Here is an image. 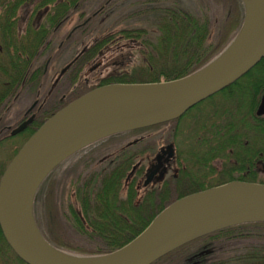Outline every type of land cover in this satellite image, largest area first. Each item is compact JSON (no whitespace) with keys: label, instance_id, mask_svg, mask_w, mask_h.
<instances>
[{"label":"trees","instance_id":"16d2710c","mask_svg":"<svg viewBox=\"0 0 264 264\" xmlns=\"http://www.w3.org/2000/svg\"><path fill=\"white\" fill-rule=\"evenodd\" d=\"M77 1L81 2L72 0V5ZM214 1L221 9L216 19L208 12H194L178 2L139 10V13H151L158 35L150 39L146 28L118 32L125 38L139 40L142 62L115 81L173 80L209 63L239 32L245 13L242 0ZM48 31L27 29L19 38L12 28L2 29L0 113L24 92L32 90L34 94L39 84L44 83L38 75L41 68L36 67L48 45ZM263 93L264 56L236 81L180 117L135 130L171 125L178 133L179 122L187 118L189 124L185 127L191 132L194 144L184 157L185 168L178 169L176 176L167 178L160 187L143 194L137 184L140 172L134 175L131 169L87 172L61 169L68 160L64 159L44 178L35 193L33 215L39 231L59 250L85 256L106 254L132 240L159 212L180 197L232 180L264 183V179H258L259 165L264 169V116L255 113ZM42 121L28 125L16 136L5 132V138L0 137V147L5 142L12 143L9 162L0 161V179ZM66 181H70L77 206L64 197ZM0 263L26 264L6 243L1 230ZM151 264H264V221L205 234Z\"/></svg>","mask_w":264,"mask_h":264},{"label":"water","instance_id":"95a60500","mask_svg":"<svg viewBox=\"0 0 264 264\" xmlns=\"http://www.w3.org/2000/svg\"><path fill=\"white\" fill-rule=\"evenodd\" d=\"M239 32L200 69L167 81L111 83L89 90L48 117L23 143L0 179V230L26 264H151L219 229L264 221V183L232 180L172 201L132 240L106 254L78 255L39 231L33 200L44 178L69 155L106 136L176 119L230 85L264 56V0L248 5ZM264 116V93L256 111ZM30 119L12 129L22 131ZM149 178L145 181V184Z\"/></svg>","mask_w":264,"mask_h":264},{"label":"flooded vegetation","instance_id":"af4514ba","mask_svg":"<svg viewBox=\"0 0 264 264\" xmlns=\"http://www.w3.org/2000/svg\"><path fill=\"white\" fill-rule=\"evenodd\" d=\"M90 1L81 0L72 5V0H0V38L3 28H12L19 38L27 29L49 30L48 45L36 67L37 70L41 68L38 75L44 83L39 84L40 88L34 94L32 90L24 92L15 101L20 107L8 104L2 109L0 137L5 138V132L16 136L28 125L44 122L93 88L121 83L115 79L132 69L121 71L122 65L116 64L114 58L123 49H130L137 43L140 46L139 40L118 34L123 29L117 31L118 35L104 32L114 27L111 21L114 18L115 6H111L114 0H104L96 8L86 6ZM145 8L148 10L150 7ZM145 8L139 7L132 13L138 16L141 13L137 11ZM148 21L150 23L151 18L147 16V25ZM136 28L144 27L129 29ZM107 37L110 38L105 40ZM122 39L123 43L109 49L112 43ZM45 86L49 89L41 96ZM23 98L31 101L26 108L20 105ZM28 119L30 122L22 131L11 134L12 129ZM135 130L112 134L80 148L67 157L61 169L84 172L131 169L134 175L141 173L137 176V184L143 194L146 190L160 187L167 178L175 177L178 169L185 168L186 151L181 147V140H175L181 138L179 133L172 128L169 134L147 132L152 129Z\"/></svg>","mask_w":264,"mask_h":264},{"label":"rangeland","instance_id":"374dc122","mask_svg":"<svg viewBox=\"0 0 264 264\" xmlns=\"http://www.w3.org/2000/svg\"><path fill=\"white\" fill-rule=\"evenodd\" d=\"M104 0H91L86 6L90 7H98L99 5L103 4ZM173 2H178L182 6L188 8L191 11L200 13L202 11L208 12L210 15L212 14L215 16V19L217 16L220 15L221 9L218 8V4L214 0H117L113 1L111 3V6H115V11L113 14V19L111 20L114 23V27L111 30L105 29L104 32L106 33H113L115 35L117 34V31L120 29H129V28H135V27H144L147 30H149V38L154 40L157 35H158V30L156 26L154 25V17L149 14H144L141 12L140 15L135 16L136 10H138L139 7L145 8L146 6L152 8L156 6H166L169 4H172ZM146 4V5H145ZM138 12V11H137ZM147 16L151 18V22L146 24V19ZM104 26V25H103ZM124 42V39L121 41H116L112 43L109 46V49H112L114 47H117L118 44H121ZM114 62L116 64H121L122 68L121 71H127L131 67L136 66L142 62V55L140 53V46L137 44H134V46L130 49H123L120 55L115 56ZM49 86H45L42 90V95L46 93L48 90ZM31 101H29L27 98H23L20 101V105L23 108H26ZM13 106H19L17 102L11 103ZM10 104V105H11ZM187 119V118H186ZM182 119V121L179 122L180 128L178 129V133L180 134L181 138L175 139L176 142L181 140L182 143V148L185 149L186 154L189 153V151L192 149L194 144L192 143L190 137L192 136L191 132L189 131L188 128H186V124H189L188 120ZM184 126V127H183ZM180 131V132H179ZM147 132L149 133H165L169 134L171 132V125H166L163 126L159 129H152L148 130ZM12 143L5 142L1 147H0V161H6V163L9 162V159L12 155ZM84 171V170H82ZM82 173V172H81ZM258 179L262 180L264 179V169L262 168L261 165H259V170H258ZM70 181H66L65 183V188L64 190V197L67 201L72 202L75 206H77V203H75L74 197H72V189H70ZM38 216V212H37ZM224 249H226L224 247ZM1 264V263H0Z\"/></svg>","mask_w":264,"mask_h":264},{"label":"bare ground","instance_id":"6f19581e","mask_svg":"<svg viewBox=\"0 0 264 264\" xmlns=\"http://www.w3.org/2000/svg\"><path fill=\"white\" fill-rule=\"evenodd\" d=\"M247 2L248 5H251L253 0H245Z\"/></svg>","mask_w":264,"mask_h":264}]
</instances>
